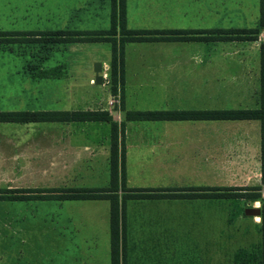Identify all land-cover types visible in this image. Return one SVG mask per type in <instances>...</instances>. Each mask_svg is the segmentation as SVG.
Segmentation results:
<instances>
[{
	"label": "crops",
	"instance_id": "0c3cea01",
	"mask_svg": "<svg viewBox=\"0 0 264 264\" xmlns=\"http://www.w3.org/2000/svg\"><path fill=\"white\" fill-rule=\"evenodd\" d=\"M140 9L134 6L130 13L126 1L127 28L234 29L212 26V14L205 17L210 20L202 27L155 26ZM27 11L19 2H12L0 15V31H43L25 30L26 24L38 23V19H28ZM247 28L251 27L239 29ZM263 42L264 28L257 40L126 42L122 88L125 109L120 93L109 94L104 109L120 124L125 110L259 108ZM22 48L0 45V52L3 56L27 57L28 49ZM31 64L53 67L35 63L31 56L22 64L0 62V98L17 99L19 108L14 109L57 111L60 97L71 99L73 105L78 99L87 104L96 98L86 92L74 100V85L62 81L66 77H36L28 71ZM63 85L66 87L60 93ZM72 124L63 126V138L68 148L77 146L76 150L86 151V175L96 176L98 166L108 171L109 123L86 121L79 131L70 132L75 126ZM119 139L120 150L124 148L127 188L260 186L264 198L258 120L125 121ZM59 152V122H0V189L18 191L14 194L23 196L0 200V264H110L108 200H86V209L104 217L100 247L94 232L96 216H86V235L81 234L82 219L70 215L60 224L58 199L26 198L33 194L30 189L59 188ZM122 193L119 190L120 197ZM260 205L261 200L244 197L127 199L122 206V260L128 264H258L262 257L261 217L245 210ZM82 245L86 246V258L75 259L71 247ZM69 250L73 251L70 257L66 256Z\"/></svg>",
	"mask_w": 264,
	"mask_h": 264
},
{
	"label": "trees",
	"instance_id": "16d2710c",
	"mask_svg": "<svg viewBox=\"0 0 264 264\" xmlns=\"http://www.w3.org/2000/svg\"><path fill=\"white\" fill-rule=\"evenodd\" d=\"M110 28L102 30H56V31H0V45L14 43H73V42H106L110 45V91L112 95L120 93L123 106L124 81V45L130 41L161 40H257L260 29L264 28V0H259V21L255 27L247 29H211L197 30H156L129 29L126 26V0H111ZM31 70L36 77L56 78L62 73V66L40 68L36 65ZM259 108L256 109H185V110H125L124 121L118 124L105 109L97 110H57V111H0V122L33 123V122H88L98 121L110 124L109 184L99 188H57L30 189L33 194L26 198H43L58 200H108L110 203V264H125L122 260V206L127 199L157 198H195V197H244L261 200V261L264 264V198L260 186L246 188H206L189 187L185 189L159 191L157 189H133L124 184V148L120 150V131L125 121H195V120H258L260 122V158L261 181L264 184V42L260 44V90ZM119 190H122L120 197ZM184 190V191H182ZM244 190V192H238ZM14 190L0 189V200L19 199ZM47 192V194H41ZM161 192V193H160ZM121 199V201H120Z\"/></svg>",
	"mask_w": 264,
	"mask_h": 264
},
{
	"label": "rangeland",
	"instance_id": "374dc122",
	"mask_svg": "<svg viewBox=\"0 0 264 264\" xmlns=\"http://www.w3.org/2000/svg\"><path fill=\"white\" fill-rule=\"evenodd\" d=\"M129 12L132 13L134 6H141L140 12L146 17H149V24L155 26H176L188 28L189 26H206L208 25V17L213 15L214 21L212 26L220 28L228 27H255L257 25V18L259 16V0H126ZM12 2H19L21 6H25L28 10V19L38 23L26 24L25 30L42 28H51L48 30H83V29H108L110 28V10L111 0H0V15L5 14ZM210 7H213L210 8ZM211 10V12H210ZM204 17V21H200ZM49 19L45 21L44 19ZM40 19V20H39ZM133 19V18H132ZM205 23V24H204ZM132 24V21H131ZM49 26V27H47ZM127 26V25H126ZM129 28V27H128ZM47 30V31H48ZM49 44V43H48ZM48 44L40 43H14L10 46L14 49H28V56L34 59V62H41L45 66H62V73L59 78L66 77L63 83L69 82L74 85L75 99L82 94L92 93L96 98L86 104L81 102V99L71 101L66 97H60L59 110H97L107 107V99L110 91V57L111 50L109 43L106 42H84V43H58L53 44L50 48ZM48 45V46H47ZM52 50L49 52V50ZM48 52V54H45ZM15 53V52H14ZM47 58H43L44 56ZM19 56L17 54H6L0 52V62L9 61L17 64L24 63L28 58ZM43 59V60H42ZM97 59H102V75L103 82L97 85L90 82V78L94 77L93 64ZM31 63V62H30ZM40 67L39 65H36ZM34 67L31 64L28 71L34 75L31 70ZM46 69V68H45ZM66 86H60V93ZM60 96H62L60 94ZM119 105L117 104L116 107ZM0 108H5L0 111H20L14 108H19L17 99H2L0 98ZM73 123L74 128L69 129L70 132H75L84 125L83 122H59L60 124V165H59V188H84V187H104L109 184V155H110V131L107 133V143L109 145L108 151V165L107 170L103 167H96L100 172L96 176L86 175V151H78L75 148H68L63 134H66V129L62 130L64 125ZM80 124V125H79ZM110 125V124H109ZM102 129L100 135H102ZM102 138V136H101ZM136 184V183H132ZM185 184V183H179ZM177 189H157L159 191L170 190L169 192L175 193ZM187 189V188H186ZM184 191V190H182ZM161 193V192H160ZM47 194V192L40 193ZM154 199V198H153ZM161 199V198H160ZM121 201V199H120ZM60 206V224L68 217L73 215L76 219H82L79 232L86 235V216H96L94 231L99 237L100 247L103 244V222L104 217L102 213L94 212L86 209V200H59ZM106 219V218H105ZM94 223V222H93ZM78 231V230H77ZM76 239H81L76 237ZM78 241V240H77ZM61 248V247H60ZM74 251V258L82 260L86 258V246L71 247ZM73 251L69 250L70 257ZM75 262V261H74ZM68 263L60 261V264H86V261H78L75 263ZM125 264H128L124 262ZM101 264V263H100ZM150 264H179V263H150ZM183 264V263H181ZM191 264V263H184Z\"/></svg>",
	"mask_w": 264,
	"mask_h": 264
},
{
	"label": "water",
	"instance_id": "95a60500",
	"mask_svg": "<svg viewBox=\"0 0 264 264\" xmlns=\"http://www.w3.org/2000/svg\"><path fill=\"white\" fill-rule=\"evenodd\" d=\"M93 71H94L93 82L97 85H101L103 82V75H102V63L100 61L94 62ZM245 212L250 215H259L260 208L259 207H249L245 210Z\"/></svg>",
	"mask_w": 264,
	"mask_h": 264
}]
</instances>
